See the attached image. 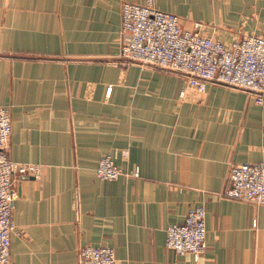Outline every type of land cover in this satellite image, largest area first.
Segmentation results:
<instances>
[{
  "label": "crops",
  "instance_id": "crops-1",
  "mask_svg": "<svg viewBox=\"0 0 264 264\" xmlns=\"http://www.w3.org/2000/svg\"><path fill=\"white\" fill-rule=\"evenodd\" d=\"M147 1L0 0L9 156L41 168L14 183L11 264H80L87 246L117 264H264V205L225 195L234 166L264 159V106L121 58L123 6ZM152 1L226 44L264 37V0ZM106 156L118 180L98 178ZM201 207L205 252L170 251L167 228Z\"/></svg>",
  "mask_w": 264,
  "mask_h": 264
},
{
  "label": "built area",
  "instance_id": "built-area-1",
  "mask_svg": "<svg viewBox=\"0 0 264 264\" xmlns=\"http://www.w3.org/2000/svg\"><path fill=\"white\" fill-rule=\"evenodd\" d=\"M121 58L162 68L188 80V87L205 92L218 84L245 91L264 106V37L252 35L224 43L201 32L186 30L182 20L170 12L157 9L152 1L146 5L125 4L122 10ZM184 91L182 92V95ZM12 118L0 107V264H11L12 238L17 227L13 219V203L17 198L14 183L17 176L41 178V168L12 160L9 142ZM125 173L110 157H103L97 168L102 181L118 180ZM138 176V170L133 172ZM226 197L264 205V159L256 164L234 166ZM206 210L195 208L181 224L166 231L167 248L178 254L201 255L207 248ZM80 264H117L111 248L83 247Z\"/></svg>",
  "mask_w": 264,
  "mask_h": 264
},
{
  "label": "rangeland",
  "instance_id": "rangeland-1",
  "mask_svg": "<svg viewBox=\"0 0 264 264\" xmlns=\"http://www.w3.org/2000/svg\"><path fill=\"white\" fill-rule=\"evenodd\" d=\"M149 1H152V0H148L147 3H148ZM147 3H146V4H147ZM152 3H153V1H152ZM146 4H145V5H146ZM154 6H155V5H154ZM203 23H204V22H203ZM204 24H205V25H211V26H214V25L211 24V23H210V24H209V23H207V24L204 23ZM201 25H202V24H201ZM202 26H203V25H202ZM202 28H203V27H202ZM201 32H202V30H201ZM158 69H159L161 72H164V73H167V74H170V75H174L173 73H171V72H169V71H166V70H164V69H162V68H158Z\"/></svg>",
  "mask_w": 264,
  "mask_h": 264
}]
</instances>
